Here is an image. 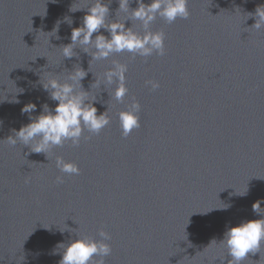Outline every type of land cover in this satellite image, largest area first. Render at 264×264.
Listing matches in <instances>:
<instances>
[{"label": "water", "instance_id": "1", "mask_svg": "<svg viewBox=\"0 0 264 264\" xmlns=\"http://www.w3.org/2000/svg\"><path fill=\"white\" fill-rule=\"evenodd\" d=\"M90 2L0 0V264H59L58 243L98 240L101 228L111 235L105 264H228L219 243L227 227L262 218L252 205L264 201V28L250 29L255 19L246 15L264 0H188V19L157 17L150 29L164 32V56L113 54L83 79L90 91L113 61L128 66L123 102L111 96L115 84L92 89L97 114L108 108L111 121L98 135L85 130L78 146H55L48 159L11 146L12 130L30 122L25 104L37 105L35 117L58 103L40 81H63L76 65L88 70L81 48L69 59L61 47L86 13L70 8ZM118 7L112 0L109 22L127 18ZM132 28L144 31L139 21ZM149 79L160 87L151 90ZM132 97L141 127L125 138L118 113ZM57 156L80 174L57 184ZM242 264H264V244Z\"/></svg>", "mask_w": 264, "mask_h": 264}, {"label": "clouds", "instance_id": "2", "mask_svg": "<svg viewBox=\"0 0 264 264\" xmlns=\"http://www.w3.org/2000/svg\"><path fill=\"white\" fill-rule=\"evenodd\" d=\"M52 2L56 3L57 0H52ZM111 2L112 0L107 3L105 0H91L86 8H70L72 12L86 9V13L82 18V25L72 28L71 43L61 47L62 55L70 59L77 55L74 49L79 47L91 57L89 68L85 71L76 65L72 71H67L63 81L56 77H49L44 82L40 81L43 89L49 94V98L58 103L55 108H50L47 103L42 104V111L35 117L31 114L36 110L37 105L31 102L25 104L21 113H28L30 122L22 125L19 130H12L13 134L5 139L11 146L22 144L29 148L30 153H42L48 159L49 152L55 146H63L68 141L73 146H78L85 130L98 135L111 121L108 108L99 115L97 114L98 109L95 104L102 103V101L98 99L96 93L92 92V89H99L101 85L115 84L111 96L116 101L123 102L129 92L126 86L128 66L113 61L112 66L102 75L94 74L95 80L90 85L91 90L86 91L82 81L88 72H91L92 62L105 60L113 54L124 52L130 53L133 58L136 56L147 58L153 54L164 56L166 53L165 34L163 31H151V23L157 17L172 24L177 19L186 20L190 16L187 7L188 0H150L149 3H145L144 0H118L119 7L116 13L123 12L127 18L123 21L115 19L109 22ZM132 3H135L137 7L131 8ZM247 18L255 19L250 29L264 28V6H258L255 12L248 13ZM65 20L69 25L73 23L68 17H65ZM127 21H131L130 27H126ZM133 21H139L143 26L142 34L133 30ZM59 23L60 21H57L54 33L58 30ZM101 29H104L108 36L101 33ZM94 33L96 35L93 38ZM145 85L150 86L151 90L160 87L159 81L152 79L146 80ZM14 102L19 103V100H14ZM140 111L141 104L135 97H132L126 109L118 113L123 137L127 138L135 129L141 127ZM2 123L0 121V125ZM55 166L62 174L56 177L57 184L64 182V175H79L81 171L76 163L66 161L61 156L56 157ZM246 194L247 190L239 195ZM262 202L264 201L257 200L252 205L253 212L262 218L243 221L236 226L227 227L224 232L223 239L219 243L227 249V255L231 257L228 264H242L248 253L255 254L264 244ZM228 207L229 205L218 209L227 210ZM73 231L69 229V232ZM98 235L100 237L98 240L93 237L76 235V238L68 243H58L56 250H61L62 255L59 264H105V257L112 253V247L107 242L111 240V235L103 228L99 230Z\"/></svg>", "mask_w": 264, "mask_h": 264}]
</instances>
